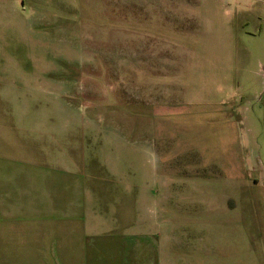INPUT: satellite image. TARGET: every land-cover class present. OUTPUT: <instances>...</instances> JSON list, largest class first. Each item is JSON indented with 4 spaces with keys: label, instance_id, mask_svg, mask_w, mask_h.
<instances>
[{
    "label": "rangeland",
    "instance_id": "obj_1",
    "mask_svg": "<svg viewBox=\"0 0 264 264\" xmlns=\"http://www.w3.org/2000/svg\"><path fill=\"white\" fill-rule=\"evenodd\" d=\"M234 1L0 0V179H76L80 237L159 264H264V28Z\"/></svg>",
    "mask_w": 264,
    "mask_h": 264
},
{
    "label": "crops",
    "instance_id": "obj_2",
    "mask_svg": "<svg viewBox=\"0 0 264 264\" xmlns=\"http://www.w3.org/2000/svg\"><path fill=\"white\" fill-rule=\"evenodd\" d=\"M234 2L236 11L247 8L256 14L257 19L250 29L255 34L261 32L264 10L252 9L251 4L240 0ZM232 12L233 9L225 11L226 14ZM226 20H229L227 15L219 30L229 35L240 34L241 30L244 33L243 25L249 22L246 18L230 26ZM211 29L206 23L205 35ZM229 35H220V38L213 39V42L217 41L215 45L204 47L205 52L198 57L200 64L203 58L209 57L212 61L215 58L214 64L227 72L230 61H226V54L232 48V43L227 42ZM197 47L198 44L192 42L191 58L199 53ZM224 89L223 85L219 88ZM31 173L25 180L7 176V179H0V264H118L125 259L133 264H159L160 260L170 261L161 255L159 247L147 245L144 249L143 244H138L134 247L120 245L118 248L110 243V236L105 235L106 242H101L100 237L88 235L85 232L87 227L82 229L80 237L78 181L47 179L46 176L33 178Z\"/></svg>",
    "mask_w": 264,
    "mask_h": 264
}]
</instances>
